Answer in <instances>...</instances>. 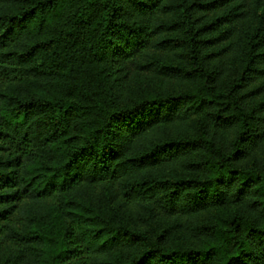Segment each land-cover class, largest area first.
I'll return each instance as SVG.
<instances>
[{"label": "trees", "instance_id": "trees-1", "mask_svg": "<svg viewBox=\"0 0 264 264\" xmlns=\"http://www.w3.org/2000/svg\"><path fill=\"white\" fill-rule=\"evenodd\" d=\"M0 264H264V0H0Z\"/></svg>", "mask_w": 264, "mask_h": 264}]
</instances>
